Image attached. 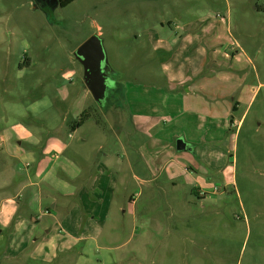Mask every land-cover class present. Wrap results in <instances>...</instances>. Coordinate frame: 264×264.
Wrapping results in <instances>:
<instances>
[{
    "label": "rangeland",
    "instance_id": "obj_1",
    "mask_svg": "<svg viewBox=\"0 0 264 264\" xmlns=\"http://www.w3.org/2000/svg\"><path fill=\"white\" fill-rule=\"evenodd\" d=\"M257 4L264 0H75L65 8L57 0H0V225L23 212L14 196L21 175L35 163L26 146L35 151L42 146L39 180L60 193L76 164L70 172L64 167L81 164L74 151L83 157L92 150L109 152L116 161L122 147L114 135L120 134L139 146L144 168L149 144L160 159L171 153L187 171L171 164V176L146 168L156 188L154 206L144 205L146 191L131 178L116 190L132 198L138 218L151 216L176 229L167 263L264 264V17L252 10ZM93 35L103 41L116 85L103 108L84 86L74 56ZM154 47L168 51V58ZM182 84L187 93L179 90ZM241 85L249 97L255 95L240 108L247 111L238 130L222 128L221 141L214 143L217 157L177 154V137L197 144L191 135L203 93L219 105H232L231 93ZM153 88L166 94L172 110L157 115L151 126L138 117L133 127L127 105H140L135 92L142 97ZM87 108L93 117L72 133L71 124ZM113 166L111 174L119 176ZM165 200L179 202L167 206ZM120 210L116 217L128 220ZM169 215L173 218L166 219ZM22 235L35 248L43 241V227L30 224ZM4 245L1 241L0 249Z\"/></svg>",
    "mask_w": 264,
    "mask_h": 264
},
{
    "label": "crops",
    "instance_id": "obj_2",
    "mask_svg": "<svg viewBox=\"0 0 264 264\" xmlns=\"http://www.w3.org/2000/svg\"><path fill=\"white\" fill-rule=\"evenodd\" d=\"M252 10L264 17V4L253 6ZM154 50L166 55L164 59L169 56L165 49L159 50L154 47ZM239 51L243 52L242 47H239ZM239 51H236L237 55L240 54ZM205 65L207 61H204ZM261 85L260 83L259 86ZM179 88L183 93L188 91L185 84L179 85ZM145 91L142 97L141 91L135 92L140 105H127L130 112L126 117L133 127L139 121L138 117L144 122H149L151 126L157 121V115H164L165 112L172 110V105H167L166 94L161 95V90L157 91L153 88ZM232 94L235 95L232 105L224 106L219 105L218 101L213 102L206 93H203L204 97L200 99L199 105H195L199 113L198 131L195 130L196 133L191 135L197 144L186 140L184 136H179L192 146L193 151L177 152L174 143L177 154L203 152V156L208 160L217 157L220 150L219 148V151L217 150L214 143L221 141L222 128L230 126V130L236 128L237 131L247 111L246 108L240 112V108L245 103L250 105L255 95L249 97L250 93L246 85L238 86ZM147 101L153 104L145 105ZM222 110L226 111L224 118L221 116ZM80 128L70 131L75 133ZM136 130L138 132L137 128ZM114 136L121 142L122 147L116 161H110L109 152L102 154L101 151L92 150L90 155L83 157L78 151H74L73 157L82 161L81 164L70 161L69 167H64V172H70V167L76 164L69 179L70 185L63 183L60 193H55L39 180L44 171L45 151L42 150V146H37L36 151L33 147L26 146L35 163L27 167L21 175L18 181L20 186L14 196L18 211L23 210L21 216H16L10 224L7 221L0 225V242L5 243L0 249V264H169L166 254L172 251L169 239L175 237L176 229L171 225L152 220L151 216L147 220L138 218L135 216L132 198L121 197L120 194H116V190L119 186L126 187L131 178L137 186L141 189L144 187L146 191V193L143 191V194H146L144 205L154 206L158 201L156 188L152 185L153 178L148 179L146 168L147 171L149 166L151 168L148 173H151L152 169H157L166 171L171 176L174 175L173 170L175 171L171 164L183 173L187 171L182 167L180 160L175 159L171 153H165L160 159L158 151L151 150L149 144L145 150L148 164L145 163L144 168L141 163L142 156L137 149L139 146L135 142L127 143L125 139L121 140L120 134ZM202 144L204 146L200 147ZM52 146L62 150L66 148L65 144L58 141H53ZM79 155L81 157H78ZM110 165H115L113 167L117 170L114 172L119 176L111 174ZM45 191H49V195H45ZM178 202L165 200L167 206ZM118 209L128 215V220L124 217L121 219L116 217L115 213ZM35 212L38 213L37 216L34 215ZM167 218L173 216L169 215ZM149 220L152 221V225H149ZM30 224L43 227L41 237L43 241L32 249L22 235ZM159 255L162 258L161 263L158 262Z\"/></svg>",
    "mask_w": 264,
    "mask_h": 264
},
{
    "label": "water",
    "instance_id": "obj_3",
    "mask_svg": "<svg viewBox=\"0 0 264 264\" xmlns=\"http://www.w3.org/2000/svg\"><path fill=\"white\" fill-rule=\"evenodd\" d=\"M58 3V2H57ZM75 59L83 68V83L95 102L105 98L108 90L107 80L111 70L102 39L93 35L82 43L74 52ZM111 79V78H110ZM113 79H111L112 81ZM177 152H192V146L183 137L175 141Z\"/></svg>",
    "mask_w": 264,
    "mask_h": 264
},
{
    "label": "trees",
    "instance_id": "obj_4",
    "mask_svg": "<svg viewBox=\"0 0 264 264\" xmlns=\"http://www.w3.org/2000/svg\"><path fill=\"white\" fill-rule=\"evenodd\" d=\"M75 0H57L58 2V6L60 8H65L66 6H68L69 4H71L72 2H74ZM28 64V63H27ZM29 65V64H28ZM93 112L90 111L89 108H87L86 110H84L78 117V119L76 121H74L71 124L70 129L72 131L80 128L86 121H88L90 118L93 117ZM98 125H100L99 123H97Z\"/></svg>",
    "mask_w": 264,
    "mask_h": 264
},
{
    "label": "flooded vegetation",
    "instance_id": "obj_5",
    "mask_svg": "<svg viewBox=\"0 0 264 264\" xmlns=\"http://www.w3.org/2000/svg\"><path fill=\"white\" fill-rule=\"evenodd\" d=\"M108 75H109V77H108L109 79H106L107 80L106 82L108 84V90H107V93L105 95V98L103 100H101L100 102H96L98 104V106L101 108H103L102 105H104V103H106L107 98L111 96V94H112L111 92L116 89L115 82L113 80L111 81V79H113L112 74L109 73Z\"/></svg>",
    "mask_w": 264,
    "mask_h": 264
}]
</instances>
